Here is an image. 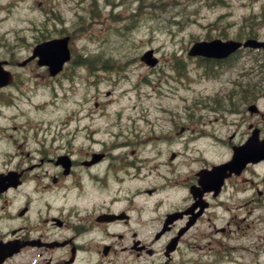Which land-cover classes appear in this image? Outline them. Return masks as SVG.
<instances>
[{"label": "rangeland", "instance_id": "374dc122", "mask_svg": "<svg viewBox=\"0 0 264 264\" xmlns=\"http://www.w3.org/2000/svg\"><path fill=\"white\" fill-rule=\"evenodd\" d=\"M49 9H54L62 19L46 26V10ZM75 23H78L76 27L79 26V36L73 38L72 42L75 54L102 55L103 59H113L114 67H98L88 71L80 65L72 68L68 63L50 83H43L41 68L36 64L25 68L15 67L19 78L24 79V91L19 96L17 111L12 117H17L15 122L24 127H29L31 122L37 124L46 121V132L42 131L38 136L32 132L34 130L27 129H23L24 133H14L23 138L26 135L24 140L31 137L27 144L32 158L36 159L40 155L43 146H46L56 130L62 132L56 136V152L65 150L66 146H72V149L88 148L89 138L95 137L99 142L93 145L95 149H102L103 145L125 143L129 146L117 148L116 153L127 155L130 163L136 155L144 157L145 149L140 143L147 139L149 132L144 131L143 123L157 112L156 109L163 108V100L168 95L174 100H169L171 105L167 109H173L174 114L163 120L165 124L158 127L164 128L168 134L188 136L192 183L201 167L219 164L231 158L230 146L244 138L249 124L255 123L264 136L261 114L251 115L248 111L251 103H243L241 95L237 94L234 98L237 113L224 114L212 109L215 98L221 97L226 101L229 93H239L246 88L248 92L255 88L256 96H262L264 52L238 53L233 63L224 67L216 78L205 77L204 69L196 58L190 60L188 55L192 43L203 39L221 36L224 37L222 39L234 38L246 31L264 39V0H0V35L9 36L14 32L18 38H27L28 45L20 49V56H24L26 48L31 46V49L35 40L38 41V38L46 34V28L57 34L53 31L55 26L70 30ZM148 49H153L160 58L156 68L152 69L140 61V56ZM173 56L185 64H182L183 75H179L173 65ZM35 69H40V72ZM45 78H49L47 69ZM180 95L184 96L182 103L177 99ZM260 97L256 101L252 100V103H256L264 112ZM96 103L98 106H95ZM154 121L151 119V122ZM206 127L220 140L209 139L207 136L204 140L191 141L195 133L206 130ZM154 134L161 136L160 132ZM170 141L182 147L187 146L176 140ZM177 148V144L168 148L161 146L158 153L166 155L167 150ZM18 161L21 166L28 163L20 156L12 163ZM160 164V161L149 163L146 169L155 168L156 172H149L160 173ZM124 180L122 187L114 186L112 189L128 192L133 180L130 176ZM235 181L239 182V187L244 185V189L229 199L234 206L229 210L231 214L224 217V231L215 229L214 213L210 212L190 236V241L197 242V247L194 250H182L186 258L198 256L199 264H203V261L205 264H216L213 263L218 249L216 237L223 239L226 235V240L232 243L234 239L230 238L236 234L245 235L246 243L249 240L250 247L245 252L244 264L252 262L246 254L249 249L254 251L258 243H264V211L250 214L245 203L247 199L259 200L254 184L261 182L264 187V163L249 168ZM25 188L29 189V184H24L17 195L24 192ZM223 197L226 199V196ZM249 206L256 204L249 203ZM236 210L242 214L239 215ZM163 215L164 211H158L152 215L154 220L149 223L146 220L151 217L150 214H144L143 219L135 214L140 219V225L136 228L139 237L152 239L153 232L160 227ZM234 217L247 218L245 221H235ZM228 221L231 222L229 227ZM233 244L238 254L245 249L242 239L238 243L235 240ZM191 245L194 246L193 243ZM220 247L221 258L231 256L232 250L225 242ZM202 251L207 255H200ZM259 257L264 260L263 253ZM144 264H149L148 258Z\"/></svg>", "mask_w": 264, "mask_h": 264}, {"label": "flooded vegetation", "instance_id": "af4514ba", "mask_svg": "<svg viewBox=\"0 0 264 264\" xmlns=\"http://www.w3.org/2000/svg\"><path fill=\"white\" fill-rule=\"evenodd\" d=\"M225 62L226 61H215L216 64ZM246 89L244 91H246ZM239 94L243 97V90L240 91ZM228 95L229 98L226 99V101L217 103V105L221 107L220 111L224 114L237 113L238 110L236 106H234V98L237 94L229 93ZM258 114H261L264 120V112L259 110ZM253 124L256 126L255 123ZM253 130L252 126H250L248 130L245 131L246 135L244 138L252 136ZM260 134L262 135L261 129ZM112 151L113 150L94 151L92 149H77L76 152L78 153V157L72 158L70 173L68 175H60L58 178H68L75 174L76 177L79 176L81 178V180L75 181L78 186L87 185L107 188L112 184L120 185L122 183L120 180L122 177L120 174L121 171L114 167L113 159L110 160V164L106 170L97 171L95 169L100 163L111 157ZM73 152L75 151L65 150L64 153L55 154V158L48 159V161L62 170V167L56 163L57 157L61 154H68L71 156ZM98 153L101 155L100 160L96 163H91V160L95 158L94 155H98ZM121 161H123V167L127 166L128 161ZM33 166L34 165H32V167ZM250 166L255 165H249L248 167ZM9 170L18 172L19 164H15V166L10 169L0 170V172L7 173ZM21 172L24 178V171ZM242 175L233 178L238 179L241 178ZM58 178H53V182L58 183ZM228 182H226V186L218 196L213 192L204 195L210 202L204 214L200 216L201 219L205 218L204 215L210 210L213 203L219 202L221 205L225 202L223 196H226L225 200L229 201L231 196L244 189V186H238V181ZM260 184L261 182H255L254 184L255 187H257L256 197L259 200L251 201L247 199V204L245 203L246 207L244 205V207L250 211V214L253 213V210L259 212L264 211V202L263 199H261L264 195L261 194ZM49 185L47 184L46 186L48 187ZM47 187L46 194H48ZM191 188L192 178L184 187L187 193V201L183 206L178 207L183 208L185 206L184 209L179 210V212H182L180 219L173 221L169 227H167V225V229L164 232L161 228L158 231V233L161 232L160 236H156L154 239V241L160 242V247L155 246L154 241L150 242V240L147 241L142 239L138 244H134L139 235L135 230L131 231L130 225L132 223L137 225L136 220L138 219L133 214V209L130 206L132 203L128 201L129 199H124L126 206L117 204V201H120L119 198H114V201L90 203L84 208H81L82 206L78 207L80 210L74 209L67 214L61 213L56 217V219H58L56 220L55 217L49 213L50 204L46 198L45 222L38 226L39 218L35 219L34 216L28 212V207H25L26 211L22 212L23 209L18 206L16 197L12 199L13 204L9 205L8 198H6L7 192L1 193L0 250L5 248V251L3 254L0 253V264H129V261L126 259L131 255L136 258H142L140 261L142 264L147 261V255L151 258L149 264H178L175 260L178 258L177 252L179 251V245L183 243V238L195 226V221L191 225H188V222L195 216L193 190ZM224 191H226V193H223ZM220 196L221 198H217ZM249 203H255L256 206L250 207ZM111 215H118L120 219L112 221V219H110ZM246 218L247 217H234L233 220L245 221ZM184 228H186V231L180 237L178 246L174 250H170L169 243L171 239ZM35 231L43 232L32 235ZM168 232L172 233L168 237V240H164ZM28 241H33L34 244H27L26 242ZM11 242L17 245L9 246L8 244ZM244 261L245 260L217 264H244ZM188 262L190 264H199V260L196 261L193 258ZM247 264H264V260L259 258Z\"/></svg>", "mask_w": 264, "mask_h": 264}, {"label": "water", "instance_id": "95a60500", "mask_svg": "<svg viewBox=\"0 0 264 264\" xmlns=\"http://www.w3.org/2000/svg\"><path fill=\"white\" fill-rule=\"evenodd\" d=\"M241 45L240 42L226 41L215 39L214 41H203L195 43L190 49V55H199L206 57H226L229 53L235 52ZM244 46L247 47H261L264 46V42H257L254 39H249ZM151 51L147 55H150ZM147 63L154 64L156 60L151 59L150 56L146 58ZM47 62V58H46ZM257 149L264 157V147H252L251 143H247L241 148H234V157L230 162L221 164L220 166L214 167L211 170H203L199 172V176L202 179V185L208 187L210 184L222 183L225 172L230 170L240 171L245 166V163L250 160H255L256 156L251 151Z\"/></svg>", "mask_w": 264, "mask_h": 264}, {"label": "bare ground", "instance_id": "6f19581e", "mask_svg": "<svg viewBox=\"0 0 264 264\" xmlns=\"http://www.w3.org/2000/svg\"><path fill=\"white\" fill-rule=\"evenodd\" d=\"M196 135H198V134H196ZM156 136H157L158 138H160V134H157ZM207 136L209 137V135L207 134V135L205 136V138H206ZM151 172H156V171H155V168H152V169H151ZM228 207L230 208V205H229ZM220 223H221V222L218 221L216 224H217V225H220Z\"/></svg>", "mask_w": 264, "mask_h": 264}]
</instances>
